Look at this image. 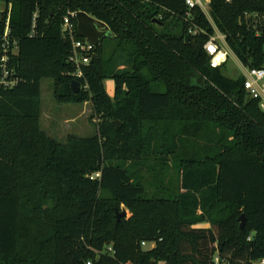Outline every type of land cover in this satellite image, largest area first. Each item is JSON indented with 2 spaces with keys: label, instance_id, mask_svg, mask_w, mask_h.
<instances>
[{
  "label": "trees",
  "instance_id": "trees-1",
  "mask_svg": "<svg viewBox=\"0 0 264 264\" xmlns=\"http://www.w3.org/2000/svg\"><path fill=\"white\" fill-rule=\"evenodd\" d=\"M2 1L20 81L0 88V264L264 260V113L244 76L211 67L204 49L214 25L243 67L264 68V0H210L211 21L185 0ZM68 11L104 22L113 39L109 55L94 45L82 77L63 37ZM46 78L59 102L92 103L97 134L60 142L41 129Z\"/></svg>",
  "mask_w": 264,
  "mask_h": 264
},
{
  "label": "built area",
  "instance_id": "built-area-1",
  "mask_svg": "<svg viewBox=\"0 0 264 264\" xmlns=\"http://www.w3.org/2000/svg\"><path fill=\"white\" fill-rule=\"evenodd\" d=\"M209 3L210 0H185L188 9L199 7L211 21L209 17ZM10 9V4L6 6L5 3L0 0V12L6 10L7 13L4 29L0 34V88H12L20 81V77L17 75L15 68L10 65L11 56L17 53V40L10 35ZM36 18L37 12H34L31 17V27L28 34L29 37H35L37 34ZM74 20L76 21V12L68 11L62 18V32L63 37L70 40L72 46L68 58L69 62H71L76 68V71L72 75L75 77H82L83 73L81 67L89 64L93 54L94 45L89 44L84 38L76 39L75 34L77 33V22L74 23ZM213 27L215 33L209 37L204 45V49L211 56L210 66L215 68L227 61L230 51L225 44L224 36L219 33L214 25ZM200 31L202 30L195 28L193 25H190L188 28L189 33L196 34ZM85 87L86 85H84V88ZM243 87L251 98L259 101V107L264 113V68L247 69L244 76ZM99 176L100 173L97 172L89 177L90 179H93ZM141 244L143 246L146 245L145 242H142ZM215 261H218L217 258H215ZM87 264H90V262H87ZM257 264H264V260L259 261Z\"/></svg>",
  "mask_w": 264,
  "mask_h": 264
},
{
  "label": "rangeland",
  "instance_id": "rangeland-1",
  "mask_svg": "<svg viewBox=\"0 0 264 264\" xmlns=\"http://www.w3.org/2000/svg\"><path fill=\"white\" fill-rule=\"evenodd\" d=\"M99 44L102 46L104 55H109L113 48V39L108 36ZM221 71L226 77L236 78L245 76L247 68L243 67L229 52ZM103 85L107 95L112 98L115 87L114 80L105 79ZM40 96V126L49 137L65 142L68 136L90 137L98 133L101 117L94 111L90 101L83 103L59 102L54 97L52 81L48 78L43 79L40 83ZM169 172L172 175L173 170L170 168ZM122 209L126 210L128 215V210L124 206H121L120 211ZM158 264L165 263L159 261Z\"/></svg>",
  "mask_w": 264,
  "mask_h": 264
},
{
  "label": "water",
  "instance_id": "water-1",
  "mask_svg": "<svg viewBox=\"0 0 264 264\" xmlns=\"http://www.w3.org/2000/svg\"><path fill=\"white\" fill-rule=\"evenodd\" d=\"M76 29L78 36L84 38L89 44L97 45L104 38L110 35L108 26L99 21L85 12L78 11L76 12ZM71 89L74 93H77L80 89V83L76 80L71 82ZM116 126H118L119 122L115 121ZM127 215L126 210L122 209L120 212H116L117 221L120 220L121 217H125ZM245 215L241 214L239 217L240 229H242L245 225Z\"/></svg>",
  "mask_w": 264,
  "mask_h": 264
}]
</instances>
